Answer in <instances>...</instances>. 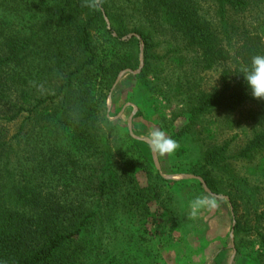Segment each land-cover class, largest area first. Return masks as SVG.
Listing matches in <instances>:
<instances>
[{"label":"trees","instance_id":"obj_1","mask_svg":"<svg viewBox=\"0 0 264 264\" xmlns=\"http://www.w3.org/2000/svg\"><path fill=\"white\" fill-rule=\"evenodd\" d=\"M83 2L0 0V264H158L149 219L178 232L185 201L174 192L209 194L196 178H164L148 147L109 117L126 69L177 104L170 120L185 122L175 136L196 147L185 173L225 197L236 253L238 238L254 236L264 264L260 188L239 173L244 163L264 173V100L239 73L264 55V0ZM218 68L219 84L205 89L202 73ZM248 103L249 131L232 152L238 135L221 130Z\"/></svg>","mask_w":264,"mask_h":264},{"label":"rangeland","instance_id":"obj_2","mask_svg":"<svg viewBox=\"0 0 264 264\" xmlns=\"http://www.w3.org/2000/svg\"><path fill=\"white\" fill-rule=\"evenodd\" d=\"M136 72L124 71L120 75L107 98L108 115L111 119L116 120L119 127L124 131L125 129L128 130V124L129 122L131 123L133 136L136 137L135 139L143 142L144 147H148L147 154L155 168L153 152L146 140L147 134L154 127L165 131L179 146L171 156L156 155L159 171L162 175L170 177L168 179L185 180L186 178L183 177V174H187L185 170L188 168L189 163L196 158V149H193L196 148L195 144L188 143L189 147L187 144L188 140L185 139L184 142L181 137L175 136L178 129L184 124L185 119L179 118L171 122V110L177 109V104L172 103L170 106H167L160 96L149 92L147 87L135 79L134 75ZM202 77L204 88L207 90L211 89L214 85L219 84L220 68L204 72L202 73ZM251 108L252 105L248 103L229 115L233 121L232 128L222 123V125L224 124L221 130L222 137L229 139L234 135H238L232 142V152L239 149L245 141V131H249L247 116ZM223 114L216 115V118L220 122L224 119ZM246 166L247 164L244 163L242 168L239 169V173L247 176L251 184L259 185L260 192L258 199L260 198L264 204V173L249 175L251 173L249 170H245ZM188 181L191 183L190 180ZM192 188L188 189V191L176 190L173 194V198L182 201L183 204V201H185L184 209H181V211L179 209L175 210L180 214L179 217L184 219L177 227L187 224L184 229H179L180 231H174L169 234V232H165L167 230H161L162 225H166L167 221L162 224L164 221L162 219L155 217L152 220L149 219L147 223L149 232L145 234V237L147 239V246L152 249L150 253H157L160 258L158 264H227L231 236L234 239L231 228L234 219L230 206L225 198L217 197V200L220 202L219 208L211 212H203L198 217L192 218L189 215L190 201L195 196L203 195ZM190 196L191 199H189ZM152 207H155V205ZM200 235L203 236V243L196 247L198 245L197 238ZM159 239L163 245L156 247ZM205 239L207 240L205 241ZM242 239L248 240V244L242 241L240 243L238 238L239 251L236 253L237 251L235 250L233 254V257L234 255L236 256L233 264H256L254 255L259 250L256 237L244 235ZM223 244H226L227 250H223L221 256L217 258V255L221 251V248H217ZM146 264H153V262L149 260Z\"/></svg>","mask_w":264,"mask_h":264},{"label":"clouds","instance_id":"obj_3","mask_svg":"<svg viewBox=\"0 0 264 264\" xmlns=\"http://www.w3.org/2000/svg\"><path fill=\"white\" fill-rule=\"evenodd\" d=\"M104 0H84L83 5L91 10H98ZM251 96L257 100H264V55H255L250 64L240 69ZM147 141L151 150L157 156H171L178 148V143L160 128H152L147 134ZM220 202L214 194L195 196L189 204V215L196 218L203 212H211L219 208Z\"/></svg>","mask_w":264,"mask_h":264},{"label":"water","instance_id":"obj_4","mask_svg":"<svg viewBox=\"0 0 264 264\" xmlns=\"http://www.w3.org/2000/svg\"><path fill=\"white\" fill-rule=\"evenodd\" d=\"M141 58H142V55L140 54V60H141ZM141 65H142V61H141ZM124 71H130V70H129V69H126V70L121 71V72L118 74L117 79H116L114 85L117 83L118 79L120 78V75H121ZM130 72H134V71H130ZM114 85H113V87H114ZM113 87H112V88H113ZM110 93H111V91H110ZM110 93H109V94H110ZM128 131H129V133H130V135H131L132 137L136 138L135 136H133V133H132V127H131V123H130V122H129V124H128ZM146 140H147V139H146ZM152 152H153V151H152ZM153 156H154V159H155V166H156V169L159 170V165H158V163H157V161H156V154H155L154 152H153ZM162 176H163L164 178H167V179L170 178V177H167V176H164V175H162ZM183 177H184V178H196V179H198V180L202 183V186H203L204 190H205L206 192H208L209 194H211L210 191H209V189L206 187V185L203 183V181H202V179H201L200 177H196V176L191 175V174H183ZM215 196L218 197V198H225V197L222 196V195H215ZM230 209H231V208H230ZM232 217H233V216H232ZM233 224H234V220H233ZM233 224H232V226H233ZM230 248L232 249V253H231V255H230V258H229L228 264H231V260H232L233 254L235 253L233 236H231V244H230Z\"/></svg>","mask_w":264,"mask_h":264},{"label":"crops","instance_id":"obj_5","mask_svg":"<svg viewBox=\"0 0 264 264\" xmlns=\"http://www.w3.org/2000/svg\"><path fill=\"white\" fill-rule=\"evenodd\" d=\"M229 250H230V253H229V257H228V261H229V258H230V255L232 253V249L229 247ZM222 254V250L219 252V254L217 255V258H219V256H221ZM236 256L234 255V257H232V260H231V264H233L234 260H235ZM228 264V263H227Z\"/></svg>","mask_w":264,"mask_h":264}]
</instances>
